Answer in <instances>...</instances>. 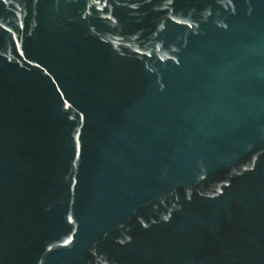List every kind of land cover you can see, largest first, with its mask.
<instances>
[{
    "label": "water",
    "instance_id": "95a60500",
    "mask_svg": "<svg viewBox=\"0 0 264 264\" xmlns=\"http://www.w3.org/2000/svg\"><path fill=\"white\" fill-rule=\"evenodd\" d=\"M0 264H264V0H0Z\"/></svg>",
    "mask_w": 264,
    "mask_h": 264
}]
</instances>
